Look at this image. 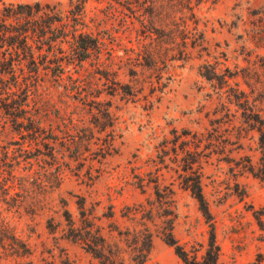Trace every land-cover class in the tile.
Returning <instances> with one entry per match:
<instances>
[{"label": "rangeland", "instance_id": "374dc122", "mask_svg": "<svg viewBox=\"0 0 264 264\" xmlns=\"http://www.w3.org/2000/svg\"><path fill=\"white\" fill-rule=\"evenodd\" d=\"M26 5L78 12L77 30L99 45L81 63L68 43L44 46L32 73L11 38L2 44L18 83L0 70V264H99L68 238V219L99 228L125 259L118 233L144 224V264H182L160 238L170 221L200 259L209 227L181 184L188 149L217 264H257L264 183L249 168L264 143V0H0V28L12 31L15 13L23 24Z\"/></svg>", "mask_w": 264, "mask_h": 264}, {"label": "trees", "instance_id": "16d2710c", "mask_svg": "<svg viewBox=\"0 0 264 264\" xmlns=\"http://www.w3.org/2000/svg\"><path fill=\"white\" fill-rule=\"evenodd\" d=\"M85 1H83L84 3ZM153 4V2H151ZM28 11L26 12L25 21L20 23L17 18L18 14L15 13V25H12V31H5L0 28V49L2 44L7 39L11 38V48L17 51H21L23 59L28 61L32 73H37L38 63L36 61L35 53L41 51L44 46L52 48L56 41L61 43H68L70 45L72 56L78 62L87 60L91 52L98 48V41L91 37L87 33H82L77 30L79 24L80 15L78 12H70V17L58 18L56 15L50 14L47 11H42L38 6L33 7L24 6ZM80 9V8H79ZM80 11V10H78ZM20 15V14H19ZM4 26V24H3ZM40 56V55H39ZM38 56V57H39ZM0 70L7 71L12 79L11 87L17 86L18 76L16 75V64L13 60L5 62V58H1ZM57 74L61 75L63 72V66L61 58H55ZM21 63V62H19ZM7 66V67H5ZM5 67V68H4ZM18 67V66H17ZM7 69V70H5ZM1 75V72H0ZM204 77H207L203 75ZM13 93V92H12ZM13 123L18 125L19 117L12 114ZM26 121L33 125L36 130L37 121L31 116H27ZM195 155L196 152L186 150L183 160L181 171L184 173L181 177V184L185 190H188L192 197L196 200L199 211L205 219L209 227L208 241L203 255L200 259L196 255L188 252L183 246H181L172 234V225L170 221L166 222L165 226L160 232V238L163 242L172 247L176 256L180 259L182 264H217L219 257V247L216 241L215 229L212 223V217L207 205V202L203 196L200 173L195 165L198 164ZM249 171L264 183V143L262 144L261 155L259 164L256 170L249 168ZM141 187L142 182L139 184ZM155 194L160 198L159 202L162 203L159 196L158 188H155ZM147 219L148 217L145 216ZM253 218L257 224L258 229L264 233V207L253 211ZM144 219V218H143ZM68 238L77 241L82 248L90 253L99 264H144L148 258V255L152 248V233L149 229L142 224L143 228L134 230L132 232L118 233L123 235V242L128 249L126 253L127 259L124 256H120L117 251V247H109L106 244L105 238L100 234L99 228H94L90 223H85L82 226L76 227L75 223L68 219ZM115 249V250H114ZM125 255V254H123ZM264 261V254L257 255V264H262Z\"/></svg>", "mask_w": 264, "mask_h": 264}]
</instances>
